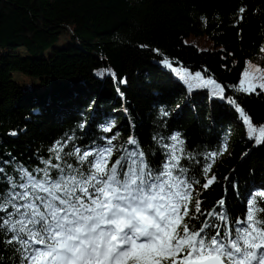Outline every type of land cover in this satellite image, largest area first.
<instances>
[{"label":"trees","instance_id":"trees-1","mask_svg":"<svg viewBox=\"0 0 264 264\" xmlns=\"http://www.w3.org/2000/svg\"><path fill=\"white\" fill-rule=\"evenodd\" d=\"M62 35H70L71 48L58 46ZM19 47L34 57L51 50L45 89L11 85ZM263 48L264 0H0V167L7 176L20 167L35 173L47 159L63 163L48 151L56 141L70 151L114 135L119 146L132 136L157 153V162L163 149L154 136L170 143L181 133L197 159L227 142L209 173L216 191L207 200L203 192L201 207L211 210L224 198L243 218L246 198L264 189V144L253 146L228 98L264 125V93L236 90ZM163 59L178 72L214 79L224 98L209 88L189 93ZM106 69L115 75H98Z\"/></svg>","mask_w":264,"mask_h":264},{"label":"snow or ice","instance_id":"snow-or-ice-1","mask_svg":"<svg viewBox=\"0 0 264 264\" xmlns=\"http://www.w3.org/2000/svg\"><path fill=\"white\" fill-rule=\"evenodd\" d=\"M161 62L189 93L209 88L224 98V87L214 79ZM252 67L236 90L259 96L264 72ZM105 73L115 75L110 69L98 75ZM228 103L253 146L264 144V125H254L235 99ZM168 115L160 109L161 118ZM116 139L70 151L56 141L48 151L63 163L47 159L35 173L20 167L5 176L0 167V184L7 185L0 188V264H264V189L246 198L243 218L232 215L224 198L211 210L201 207L203 192L207 200L216 191L217 177L209 173L227 142L197 159L181 133L171 135L170 143L154 136L163 149L157 162V153L142 148L138 138L130 136L119 146Z\"/></svg>","mask_w":264,"mask_h":264},{"label":"rangeland","instance_id":"rangeland-1","mask_svg":"<svg viewBox=\"0 0 264 264\" xmlns=\"http://www.w3.org/2000/svg\"><path fill=\"white\" fill-rule=\"evenodd\" d=\"M71 43L73 44V40H71L70 35H62L58 46L69 49L71 48ZM198 45L204 46L205 44L199 40ZM0 52H2L1 49ZM17 52L19 59L14 64L11 85L14 88H20L22 85L34 83L38 88L45 89L44 85L41 84V80L47 73L49 58L52 54L51 50H47L43 56L39 55L36 57L30 56L24 47H19ZM252 63L253 66H258L259 69L264 66V50L258 59L255 58ZM99 72L101 71H97V73Z\"/></svg>","mask_w":264,"mask_h":264}]
</instances>
